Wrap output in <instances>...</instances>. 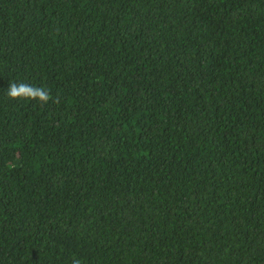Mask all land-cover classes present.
<instances>
[{"label":"trees","instance_id":"trees-1","mask_svg":"<svg viewBox=\"0 0 264 264\" xmlns=\"http://www.w3.org/2000/svg\"><path fill=\"white\" fill-rule=\"evenodd\" d=\"M74 258L264 264V0H0V264Z\"/></svg>","mask_w":264,"mask_h":264},{"label":"clouds","instance_id":"clouds-1","mask_svg":"<svg viewBox=\"0 0 264 264\" xmlns=\"http://www.w3.org/2000/svg\"><path fill=\"white\" fill-rule=\"evenodd\" d=\"M6 94L12 100H35L42 105L47 104L49 100L52 99L50 91L46 88L29 86L25 83L17 84L15 82H11ZM73 264H81V261L74 258Z\"/></svg>","mask_w":264,"mask_h":264}]
</instances>
